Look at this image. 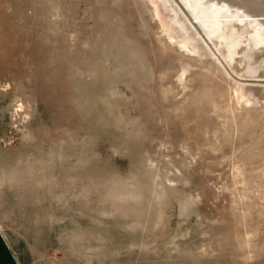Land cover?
I'll use <instances>...</instances> for the list:
<instances>
[{
  "label": "rangeland",
  "instance_id": "374dc122",
  "mask_svg": "<svg viewBox=\"0 0 264 264\" xmlns=\"http://www.w3.org/2000/svg\"><path fill=\"white\" fill-rule=\"evenodd\" d=\"M150 2L0 0V231L24 264H264V51L247 75L174 0L191 54Z\"/></svg>",
  "mask_w": 264,
  "mask_h": 264
},
{
  "label": "bare ground",
  "instance_id": "6f19581e",
  "mask_svg": "<svg viewBox=\"0 0 264 264\" xmlns=\"http://www.w3.org/2000/svg\"><path fill=\"white\" fill-rule=\"evenodd\" d=\"M150 1L157 7L155 13L163 20L162 24L169 36L177 39L179 47L197 56L207 52L197 28L189 22L184 12L182 16L178 8L174 7V0ZM181 1L229 64L240 58V62L246 63L247 75L253 76L257 72L259 67L254 56L258 51H264V18L256 11L258 6H264V0H260L259 5L254 0ZM242 3L250 5L252 9L240 6ZM236 91L239 92L240 100L250 101L253 97V91L242 83H239Z\"/></svg>",
  "mask_w": 264,
  "mask_h": 264
},
{
  "label": "crops",
  "instance_id": "0c3cea01",
  "mask_svg": "<svg viewBox=\"0 0 264 264\" xmlns=\"http://www.w3.org/2000/svg\"><path fill=\"white\" fill-rule=\"evenodd\" d=\"M0 264H24L0 231Z\"/></svg>",
  "mask_w": 264,
  "mask_h": 264
},
{
  "label": "water",
  "instance_id": "95a60500",
  "mask_svg": "<svg viewBox=\"0 0 264 264\" xmlns=\"http://www.w3.org/2000/svg\"><path fill=\"white\" fill-rule=\"evenodd\" d=\"M256 14L263 15L261 17H264V6L261 7V10L257 11Z\"/></svg>",
  "mask_w": 264,
  "mask_h": 264
}]
</instances>
